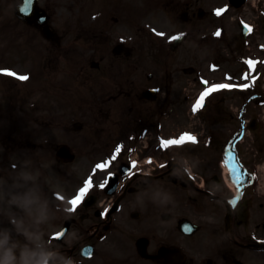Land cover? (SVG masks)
<instances>
[{
	"label": "flooded vegetation",
	"instance_id": "obj_1",
	"mask_svg": "<svg viewBox=\"0 0 264 264\" xmlns=\"http://www.w3.org/2000/svg\"><path fill=\"white\" fill-rule=\"evenodd\" d=\"M125 54L127 58V48ZM125 65L124 77L110 78L113 68H105L94 77L97 92L92 96L106 94L108 105L118 108L120 105L123 109H107L106 115L97 118L94 125H82L80 133L71 136V139H78L75 147L80 160L88 165L78 176L67 168V164L58 165V178L62 184L49 186V192L54 194L53 190L71 200L84 186L82 179L90 174V169L92 187L75 212L52 225L53 234L47 238L82 264H262L258 253L264 249V190L255 166L260 154H264L263 83L258 84L251 101L243 93H237V118L230 119L232 124L216 126L213 122L218 121V115L227 119L226 115L231 114L212 102L203 103L197 110L199 116L190 115L189 110L184 113L165 110L160 104L155 108H139L144 94L161 86L164 77L157 71L155 77L127 78V61ZM99 79L113 82V88L99 92L106 87L100 85ZM148 94L152 96V93ZM172 96L178 97L179 93L173 92ZM155 100L157 97L150 99ZM164 118L180 123L170 138L178 139L183 133H190L197 142L169 145L163 151L158 150L156 131L162 127V136H167L163 132ZM199 120L204 132H194L191 127ZM185 124L189 130L184 129ZM19 128V125L14 126L13 151L32 146ZM246 128L252 132L250 139L247 133L244 134ZM170 130V127L166 128V131ZM62 137H65L63 142H68L67 135ZM229 138L235 139L238 152L232 153L221 147ZM117 146L121 151L113 161L115 168L112 170L117 173L120 166L129 165L130 173L120 174L116 184L100 188L103 178L99 179L100 168L94 164ZM148 154L157 157V163L160 161L162 166L146 172L142 159ZM131 158L137 159L138 165L134 161L133 166ZM223 163L230 168L232 179L241 177L236 199L222 177ZM184 165L192 170L188 177L183 172ZM39 169L40 165L36 166V170ZM242 172L247 173L245 178ZM145 175L157 177L148 183ZM68 181L73 184L69 189L66 187ZM160 188L174 193V207L162 210L148 203L141 209L142 205L133 199L127 204V193L138 194V198L146 200L147 193ZM228 200L232 201L231 205L227 204ZM185 222L189 224L188 231L184 228ZM65 226L66 233H75L74 239L55 237L54 230L62 231ZM90 250L91 255L84 253Z\"/></svg>",
	"mask_w": 264,
	"mask_h": 264
},
{
	"label": "clouds",
	"instance_id": "obj_2",
	"mask_svg": "<svg viewBox=\"0 0 264 264\" xmlns=\"http://www.w3.org/2000/svg\"><path fill=\"white\" fill-rule=\"evenodd\" d=\"M185 172L192 174L189 167ZM138 203L141 209L148 203L170 209L175 195L160 188L146 200L138 198ZM70 208L66 196L54 197L46 190L30 158L11 165V171L0 176V264H82L47 238L53 234L52 225L71 213ZM54 234L63 240L75 238L74 232L59 229Z\"/></svg>",
	"mask_w": 264,
	"mask_h": 264
},
{
	"label": "rangeland",
	"instance_id": "obj_3",
	"mask_svg": "<svg viewBox=\"0 0 264 264\" xmlns=\"http://www.w3.org/2000/svg\"><path fill=\"white\" fill-rule=\"evenodd\" d=\"M48 1L49 0H42V3L44 2L46 4V2ZM75 1L80 3L85 2L89 4L95 3L96 6L97 5L99 6V3L101 2V0H75ZM194 1L195 3H197L198 1L197 4L202 5L210 10H212L215 6H217V4H214L217 2V0H209V2L207 3L205 2L206 0H193V2ZM254 3L256 4L257 0H250L247 3L246 8H244L245 11H242L244 17H247L249 19H253L255 17L253 15H255L257 11L254 9V5H253ZM248 11H251V13H249ZM129 21L133 23L139 22L136 20L132 21L127 17V26H131ZM204 23L205 20H200L199 23L195 25V22L192 21L190 25H193V28L196 30H202ZM208 23L209 21L206 20V26L208 25ZM210 23H211V30H213L216 26L219 27L218 25H221L220 23H215L213 21H210ZM225 23H226L225 34L227 33L226 34L227 39L229 40V37L231 36V38H233V40L235 41L236 33L238 32L237 25L230 21L229 16L225 17ZM110 24H111V28L116 29L117 31L121 30L120 29L121 22L115 23L113 20H111ZM135 26H139V24L135 23ZM127 31L132 33L131 29L129 28H127ZM32 32H34L32 27L20 22L14 16L12 9V0H0V47L2 46L0 49H8L10 51V54L4 56L2 59L4 60V62L7 61L12 62V64H14L15 69L17 68L18 73L27 76L31 75L30 73H28V71L30 70L33 71L34 69L32 67L37 64L36 71L38 72V74L35 75L41 78L42 76H44V72L40 70V65L42 61L48 60L49 48H47L48 46L47 47L45 46L46 42L43 39H41L37 35L34 36ZM182 46L183 47L179 50L181 51L180 54L178 52L179 55L178 60L181 62H186L191 60L190 57L187 56L188 55L187 52L191 50L192 42L186 40L182 44ZM204 47L207 48L208 46H204ZM35 75H31L30 78L34 77ZM29 80L28 83L31 82ZM19 84H24V83H19ZM6 86L7 84L5 83L4 85L5 90H6ZM24 91L25 94L27 95L26 99L29 102H32L35 99L43 100L47 92L44 85L42 84H40L39 86L35 85V88L32 90H30V87L28 86ZM30 92L32 93V95H29ZM263 256H264L263 254H260V257Z\"/></svg>",
	"mask_w": 264,
	"mask_h": 264
},
{
	"label": "snow or ice",
	"instance_id": "obj_4",
	"mask_svg": "<svg viewBox=\"0 0 264 264\" xmlns=\"http://www.w3.org/2000/svg\"><path fill=\"white\" fill-rule=\"evenodd\" d=\"M224 9H219L217 10V15H220L221 12H223ZM161 35H163L161 33ZM214 35L216 36H220L221 33L220 31H217ZM173 39H176V37H173ZM249 63H251V61H249ZM7 75L12 76V77H16L17 74L14 72H7ZM19 80L21 81H25L28 80L29 77L27 75H20L18 77ZM205 84H207V82H204ZM235 87L234 85H230V84H217V85H213L211 88H205L204 92H202L199 96V98L197 99L195 105L193 106V112H196L198 108L203 107V101L205 100V97H207L211 92L216 91L217 89H227V88H232ZM241 87L243 88H247L248 85H242ZM197 142V138L190 134V133H183L178 139H169V140H162L161 141V146L162 147H166L169 145H185L187 143H196ZM121 151V147L117 146L115 149V153H119ZM116 159V155L114 154L111 157V160H115ZM108 162H105V164H97L96 168H102V167H106ZM135 165V162H133V166ZM111 175V174H110ZM105 184H107V181H104L103 183H101L100 187L103 188L105 186ZM92 187L91 184V177H89V180L84 182V186L82 188H80L78 190L77 195H75L71 200L68 201V203L71 205L70 211L71 212H75L77 210V206L81 203V201L84 199L85 194L88 192V190ZM63 197H61L62 199ZM233 203H235V201H233ZM105 212H107V209H105ZM104 213H102L101 215H103Z\"/></svg>",
	"mask_w": 264,
	"mask_h": 264
},
{
	"label": "water",
	"instance_id": "obj_5",
	"mask_svg": "<svg viewBox=\"0 0 264 264\" xmlns=\"http://www.w3.org/2000/svg\"><path fill=\"white\" fill-rule=\"evenodd\" d=\"M40 13H41L40 11H38L37 9H35V11L32 12L31 14L25 13V14H26V16H25L23 13H20V16H21L22 18H24V19H29V18H31L32 16H34V17H35V20L38 21V15H39ZM41 22L44 23V21H41Z\"/></svg>",
	"mask_w": 264,
	"mask_h": 264
}]
</instances>
